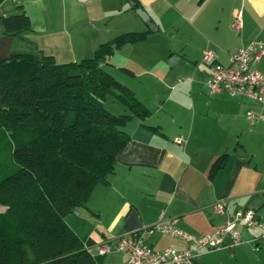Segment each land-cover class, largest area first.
Segmentation results:
<instances>
[{
	"label": "crops",
	"instance_id": "crops-1",
	"mask_svg": "<svg viewBox=\"0 0 264 264\" xmlns=\"http://www.w3.org/2000/svg\"><path fill=\"white\" fill-rule=\"evenodd\" d=\"M138 1L157 31L125 6L127 0H8L0 9L6 15L23 6L35 30L21 40L57 63L91 57L120 34L149 31L144 40L118 49L112 58L121 60L111 58L107 67L150 115L125 126L131 139L109 184L98 185L76 215L77 230L93 242L91 253L102 264L129 263L122 253L100 255V245L159 222L202 236L216 233L237 211L254 209L264 223V122L251 125L246 118L249 111L258 114L260 105L212 94L206 85L212 69L204 62L212 51L231 66V56L253 41L264 51V0ZM237 10L241 30L234 28ZM172 57L177 59L170 65ZM255 68L264 72V52ZM221 156L223 165L212 171ZM238 228L243 244L205 251L194 264H264L261 230ZM224 239L231 243L229 235ZM146 242L156 250L187 247L180 237L158 231Z\"/></svg>",
	"mask_w": 264,
	"mask_h": 264
},
{
	"label": "trees",
	"instance_id": "trees-1",
	"mask_svg": "<svg viewBox=\"0 0 264 264\" xmlns=\"http://www.w3.org/2000/svg\"><path fill=\"white\" fill-rule=\"evenodd\" d=\"M134 1L136 12L142 4ZM0 21V264H102L67 216L87 207L98 185L109 184L131 139L129 121L150 115L106 68L118 49L149 31L120 34L91 57L57 63L30 47L13 51L14 40L33 30L23 6ZM109 96L129 113L109 112Z\"/></svg>",
	"mask_w": 264,
	"mask_h": 264
},
{
	"label": "built area",
	"instance_id": "built-area-1",
	"mask_svg": "<svg viewBox=\"0 0 264 264\" xmlns=\"http://www.w3.org/2000/svg\"><path fill=\"white\" fill-rule=\"evenodd\" d=\"M234 28H243L241 10L235 12ZM263 52V44L253 41L231 56V66L219 63L212 51H207L204 55V62L212 69L210 77L206 80L212 94L226 93L230 97H245L260 105L261 111L258 114L253 111L246 114L251 125L264 122V72L255 68ZM175 141L182 142L180 138ZM217 209L223 212L222 204H218ZM240 225L261 230V238H264V223L259 219L257 211L245 209L229 216L224 226L214 234L195 236L159 222L154 226L120 236L113 244L106 242L100 245L99 254L122 253L127 257L129 264H194L197 257L205 251L233 249L243 244L244 240L238 228ZM155 231L180 237L187 242V247L183 250H156L146 242V236ZM225 235L231 237V243L225 242Z\"/></svg>",
	"mask_w": 264,
	"mask_h": 264
},
{
	"label": "rangeland",
	"instance_id": "rangeland-1",
	"mask_svg": "<svg viewBox=\"0 0 264 264\" xmlns=\"http://www.w3.org/2000/svg\"><path fill=\"white\" fill-rule=\"evenodd\" d=\"M125 6L126 7H130L129 6V2L127 1V3H125ZM37 15V16H40V10L38 11V10H35L34 11V15ZM0 15H2L1 13H0ZM49 16H51V13H49V15H48V17ZM51 26L49 25V28H50ZM32 31L30 32V33H34V25L32 24ZM2 36H3V26H2V24H1V21H0V40H1V38H2ZM12 49H13V51H29L30 49L28 48V46H27V44L25 43V42H23L22 40H21V38H16L15 40H14V42H13V46H12ZM44 53V52H43ZM51 56V55H50ZM120 55H118V57H115V58H112V60H114V63H117L118 61H120L121 59H120V57H119ZM110 61H111V59H110ZM116 61V62H115ZM67 63H69V62H67ZM169 63V62H168ZM107 69H108V67H106ZM114 73H116V74H118V71H114ZM115 75V74H114ZM117 77V76H116ZM117 79V78H116ZM104 105H105V108L109 111V112H111V113H113V114H115V115H121V114H127V113H129V111H128V109L125 107V105L121 102V101H119L118 99H116V98H114V97H112V96H109L108 98H107V100L105 101V103H104ZM0 210H2L1 208H0ZM76 215L77 214H75L74 213V215L73 214H69L68 216H67V220L69 221V223H71L73 226H75L76 225V220H77V217H76ZM78 216V215H77ZM76 227V226H75ZM80 227H81V225H80ZM88 229H89V226H88Z\"/></svg>",
	"mask_w": 264,
	"mask_h": 264
},
{
	"label": "water",
	"instance_id": "water-1",
	"mask_svg": "<svg viewBox=\"0 0 264 264\" xmlns=\"http://www.w3.org/2000/svg\"><path fill=\"white\" fill-rule=\"evenodd\" d=\"M129 2V4L132 6V7H135L136 6V3L134 0H127ZM136 13L137 15L143 20V22H145L149 29L152 30V31H157L158 27L156 26V24L152 21L150 15L146 12V10H144L142 7L141 8H138L136 10ZM176 57H172L169 61V64L170 65H173L174 61H176ZM75 214L79 215V212L78 211H74Z\"/></svg>",
	"mask_w": 264,
	"mask_h": 264
}]
</instances>
